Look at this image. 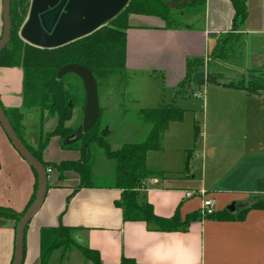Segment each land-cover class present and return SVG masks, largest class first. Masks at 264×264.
<instances>
[{
	"label": "crops",
	"instance_id": "1",
	"mask_svg": "<svg viewBox=\"0 0 264 264\" xmlns=\"http://www.w3.org/2000/svg\"><path fill=\"white\" fill-rule=\"evenodd\" d=\"M246 5L247 15L235 29L232 28L234 9L229 0H204L202 13L187 15H194L197 24L168 27L157 16L129 14V27L125 33V72L127 75L129 72L144 73L157 80L154 105L139 108L169 103L162 97L163 92L170 91L171 97L178 95L177 86L186 75V60L202 58L208 67L211 61L221 58L212 56V52L225 34H230L233 40H241L240 48L237 44V51H240L243 58L240 71L241 74H249L251 84L247 85H256L252 78L264 72V0H246ZM251 51H254V58L249 62L248 53ZM206 72L209 73V69ZM22 79L21 67L0 66V101L15 119L18 110L24 109ZM244 87L237 89L245 91L248 99L258 97L264 91L249 93ZM23 111L21 132L24 140L34 147L39 128L50 131L56 118L49 114L42 115L37 109ZM0 142V205L20 212L33 192L35 177L1 127ZM263 151L257 149V153L250 156L244 152L237 156L234 151L229 152L225 156L224 165L216 168L212 174L203 169L196 181L188 170H173L170 165L160 163L158 158V167L151 165L150 155L154 154L150 153L157 151H150L146 156L147 165L163 170L164 175L161 178H146L140 194L152 205L153 211L161 216H171L178 211L183 219L187 213L201 210L203 198L212 199L214 211L227 210L226 206L231 202L264 196ZM78 157L77 149L60 146L58 136H51L42 151V158L46 161L75 160ZM247 157H250L251 167H247L246 171V165L243 164L247 163H241ZM240 164L242 166L238 167ZM68 171L69 174L62 181L57 179L55 170L48 174L43 203L25 227L23 264H38L39 231L42 227L58 224L77 227L79 240L97 250L105 263H116L125 256L147 264H264V209L250 208L243 212L238 207L229 211L233 213V219L200 218L191 221L186 229L160 231L152 229L144 221L123 220L121 210L114 205L120 189L113 187L112 182L80 187L73 191L78 176L74 171ZM200 190L205 191L204 196L199 194ZM188 192L191 195H186ZM14 228V218L0 215V264L11 263ZM55 253L57 261L62 250L55 249L51 253L49 264L56 262L50 261ZM81 264L93 263L82 257Z\"/></svg>",
	"mask_w": 264,
	"mask_h": 264
},
{
	"label": "trees",
	"instance_id": "2",
	"mask_svg": "<svg viewBox=\"0 0 264 264\" xmlns=\"http://www.w3.org/2000/svg\"><path fill=\"white\" fill-rule=\"evenodd\" d=\"M164 1L128 0L126 5L112 19L91 33L57 47L43 48L25 42L17 32L18 27L25 19L30 0H10L11 33L8 43L0 50V66L21 67L23 73V110L37 109L40 114L47 111L49 115L56 118L55 126L51 131H42L40 127L36 145L34 147L30 146L24 140L20 127L24 111L18 110L15 119L9 110L2 105L1 101L0 105L12 128L27 149L46 168L55 170L58 180L63 177L62 171L64 170H72L77 174L78 183L73 187V191L80 187H91L95 185L91 178V170L89 167V144L95 142L103 149L105 157L111 159L114 163L111 185L120 189L119 198L114 200V205L121 210L123 220L144 221L155 230L176 231L186 229L191 221L200 218L218 220L234 218L233 213L226 209L205 214L200 210H195L187 213L183 219L180 217L178 211H175L171 216H161L153 211L152 205L140 194L146 178H161L164 175L163 170L147 165V153L162 150L163 135L168 124L170 122L181 121L185 109L176 105L174 102H162L154 107L139 108L137 112L138 117L149 125L144 139L139 142H123L118 148L110 149L105 140L104 129H98L101 113V108L99 107V117L96 123L87 132L82 133L76 141L64 144L62 143L63 138L74 131L80 123L79 121L74 126L67 124L72 117L73 109L79 102H81L82 114L84 89L80 78L74 73L69 72L60 77H56V72L62 65L66 63H77L85 66L92 72L97 88L100 77L105 78L111 75L120 76L123 85H127L128 75L125 72V33L129 27V14L157 16L169 27L180 24V18H177V21L176 16H181L183 12L184 16H187L196 12L202 13L204 9V0H193L176 9H170L165 5ZM229 1L234 9L232 28L235 29L247 15L246 0ZM224 36L223 39L219 40V44L214 47L212 56H220L222 45L228 41L231 35L225 34ZM202 68V58L187 59L186 75L179 82L177 92L179 93L178 89L183 85L185 88H189L191 85V74ZM72 75L79 79L82 88L81 93H79V89L75 81H73ZM205 80L235 88L244 87L242 83H221L208 72H206ZM244 89L249 93H258V91L264 90V84L245 86ZM194 130L196 135L198 133V127L196 125L194 126ZM51 136H58L60 138V146L62 148L77 149L79 157L75 160H60L58 162L44 160L42 158V151ZM190 151V149H186L184 172L187 171ZM31 170L33 171L35 181L33 192L25 208L32 202L36 190V174L32 168ZM251 199L252 202L248 203L245 207H241L243 212L250 208L264 209V196H255ZM25 208L20 212H16L10 207L0 205V215L14 218L16 228L18 219ZM77 229V227L62 224L54 227H42L39 231L38 264H48V259L52 251L58 248L62 250L59 258L61 260L65 250L70 247L76 248L85 260H89L93 264H147L137 262L133 258L125 256H122L116 263H105L101 260L97 250L89 248L76 238ZM24 255L25 230L23 258Z\"/></svg>",
	"mask_w": 264,
	"mask_h": 264
},
{
	"label": "rangeland",
	"instance_id": "3",
	"mask_svg": "<svg viewBox=\"0 0 264 264\" xmlns=\"http://www.w3.org/2000/svg\"><path fill=\"white\" fill-rule=\"evenodd\" d=\"M181 16H176V19L180 18L181 25L197 24L194 15L191 17ZM21 25L17 29L18 35ZM224 37L223 35L221 39ZM229 39L220 49L221 58L211 61L208 67L204 65V62L203 70L205 69L206 72V69L207 71L209 69V74L212 73L214 78L221 83L232 82L247 85L251 79H249V74H241L243 58L240 51H237L241 47V40H233L234 37L231 36ZM242 54L244 55V51ZM248 55L249 62H251V58H254V51L249 52ZM245 61H247L246 58ZM238 70L240 73L237 72ZM72 76L79 93H81L79 79ZM105 78L100 77L97 88L98 104L101 108L98 129L105 130V140L109 148L116 149L123 142L142 141L148 132L149 125L138 117L137 112L139 106L154 105L156 78L144 73L129 72L128 83L125 86L122 83V78L118 75ZM252 80L256 82V85L264 84V72L258 73ZM232 87L205 80L190 85L189 88L181 86L178 89V95L176 94L174 97H171L170 91L163 90L162 97L165 101L174 102L185 110L181 121L168 124L164 135L163 149L156 153H150L154 154L150 155L151 165L158 167V158L160 163H166L173 167V170L184 172L186 149H190L187 170L190 175L195 176L196 181L203 169L212 174L216 168L224 165L225 156L229 152L234 151L235 156L241 152L250 156L256 154L257 149L264 150V91L260 96H252L248 99L245 91ZM80 104L81 102L73 109V117L67 124L74 126L80 121L82 116ZM42 115L47 116L48 112L44 111ZM124 125L126 126L123 127ZM195 125L198 127L196 135ZM54 126L55 124L50 127L51 130ZM1 145L0 142V147ZM247 148H252V150ZM89 149V167L93 182L104 185L111 183L114 171L113 161L105 157L103 149L97 143L91 142ZM249 158L241 163H247L243 164L246 165V171L247 167H251ZM241 164L238 167H241ZM67 174H69L68 170L62 171L63 177L59 181L66 178ZM58 249L60 250V248ZM56 254L50 260L51 263L56 261ZM81 262V254L76 248L70 247L65 250L62 259H58L54 264H81Z\"/></svg>",
	"mask_w": 264,
	"mask_h": 264
},
{
	"label": "water",
	"instance_id": "4",
	"mask_svg": "<svg viewBox=\"0 0 264 264\" xmlns=\"http://www.w3.org/2000/svg\"><path fill=\"white\" fill-rule=\"evenodd\" d=\"M128 0H30L27 16L19 29L20 37L27 43L53 48L87 35L112 19ZM193 0H165L170 9L180 8ZM2 32L0 50L8 43L11 33L10 0H2ZM77 75L84 89V105L81 121L74 131L66 135L62 143L76 141L87 132L99 117V104L96 81L92 72L83 65L66 63L56 72V77L65 73ZM204 70L194 72L190 76V84L204 82ZM0 127L19 156L36 174V190L32 202L25 208L18 219L14 235V250L10 264H23V240L27 223L41 207L48 187L46 167L35 158L17 136L0 105ZM247 201L231 202L226 206L228 211L245 207ZM76 238H79L76 235ZM80 241V240H79ZM81 242V241H80Z\"/></svg>",
	"mask_w": 264,
	"mask_h": 264
},
{
	"label": "built area",
	"instance_id": "5",
	"mask_svg": "<svg viewBox=\"0 0 264 264\" xmlns=\"http://www.w3.org/2000/svg\"><path fill=\"white\" fill-rule=\"evenodd\" d=\"M47 174L50 173L51 169L50 168H46ZM199 194H201L202 196H204L205 191L204 190H200ZM186 195H191L189 192L186 193ZM203 214L205 213H211L214 211V206H213V201L211 198H203L202 199V204H201V210H200Z\"/></svg>",
	"mask_w": 264,
	"mask_h": 264
},
{
	"label": "flooded vegetation",
	"instance_id": "6",
	"mask_svg": "<svg viewBox=\"0 0 264 264\" xmlns=\"http://www.w3.org/2000/svg\"><path fill=\"white\" fill-rule=\"evenodd\" d=\"M205 74H206V72H205ZM82 111H83V109H82ZM81 121V120H80Z\"/></svg>",
	"mask_w": 264,
	"mask_h": 264
}]
</instances>
